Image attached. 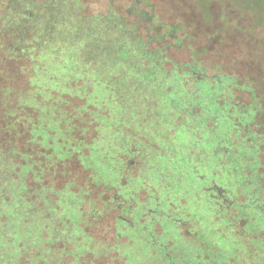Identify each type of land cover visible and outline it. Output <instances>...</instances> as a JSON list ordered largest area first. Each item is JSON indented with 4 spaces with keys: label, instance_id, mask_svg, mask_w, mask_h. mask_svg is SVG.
Here are the masks:
<instances>
[{
    "label": "rangeland",
    "instance_id": "rangeland-1",
    "mask_svg": "<svg viewBox=\"0 0 264 264\" xmlns=\"http://www.w3.org/2000/svg\"><path fill=\"white\" fill-rule=\"evenodd\" d=\"M262 16L264 0H0V111L12 100L58 128L42 107L53 93L112 99L94 107L98 138L80 159L134 207L114 234L112 213L40 186L27 156L0 149V264H264L245 228L264 230ZM229 195L244 220L226 218ZM186 216L190 240L173 227Z\"/></svg>",
    "mask_w": 264,
    "mask_h": 264
},
{
    "label": "trees",
    "instance_id": "trees-1",
    "mask_svg": "<svg viewBox=\"0 0 264 264\" xmlns=\"http://www.w3.org/2000/svg\"><path fill=\"white\" fill-rule=\"evenodd\" d=\"M205 13L207 12L205 11ZM143 18L147 20L148 16H143ZM260 25L264 26V16L261 17ZM146 27L150 29L151 24L148 23ZM166 36L169 37V34H163V37ZM169 47L166 45L164 51L168 52ZM174 65L192 72L200 68L199 76H203L202 78H205L207 74L202 69L200 62L175 63ZM7 78L12 80V77L8 75ZM98 79L99 77H97ZM98 81V84L102 83L100 90L103 92V81ZM27 83L28 81L24 85L29 87V83ZM83 92H90V89L86 88ZM111 101L112 99L109 102ZM109 102H106L105 99L102 101L103 105L98 107L88 105L82 96L70 93H53L42 107L50 108L52 115L63 117V121H59L63 122V125L60 123L56 128L54 125L50 126L49 121L41 117L39 111L32 107H20L17 103L15 109L10 110L8 105L13 103L11 100L6 106H1L3 109L0 111V149L11 148L18 155L27 156L34 169L32 178H38L40 186L53 189L56 193L69 188L72 193L81 198L84 211L95 207L99 213L107 211L110 214L113 212L112 219L115 230L114 220L119 213L124 212V209L114 201L113 189L94 182L91 171L82 165L80 159L87 155L88 148L98 138L99 124L95 120L96 109L94 107H97L98 111L102 107L109 108ZM106 116L114 119V115L110 113ZM130 206L128 209H131ZM244 213L242 208L240 211L236 209V216L234 215L233 219L244 220ZM245 228H248L247 232L255 235V238H251L249 243L256 252L261 253L264 247V230L254 228L251 222L246 223ZM90 234L92 239H95L94 232H90ZM213 255L214 257L222 255L218 260H216L217 258L213 259L216 262H222L225 257L218 250L214 251ZM224 264L233 263L224 261Z\"/></svg>",
    "mask_w": 264,
    "mask_h": 264
},
{
    "label": "flooded vegetation",
    "instance_id": "flooded-vegetation-1",
    "mask_svg": "<svg viewBox=\"0 0 264 264\" xmlns=\"http://www.w3.org/2000/svg\"><path fill=\"white\" fill-rule=\"evenodd\" d=\"M198 1H200V0H198ZM207 4V3H206ZM206 6V5H205ZM204 6V7H205ZM237 9H239V7L237 8ZM239 11H242V12H250L249 10H239ZM251 13V12H250ZM252 14V13H251ZM253 15V14H252ZM207 77H209L208 75H206ZM205 76V77H206ZM210 79V78H209ZM127 155V154H126ZM120 156H121V154H120ZM164 175V174H163ZM163 175L162 176H158V178H159V180H163ZM169 181V180H168ZM113 189V188H112ZM204 190H205V192H208V188L207 187H204ZM113 191H114V193H116L115 192V190L113 189ZM112 191V192H113ZM222 191L223 190H221V191H218L220 194H221V196H223L222 195ZM215 194H217V193H213L212 194V196L213 195H215ZM230 196V195H229ZM236 197V195H233V197H231L230 196V199H232V200H230V201H226V202H228L226 205H225V203H224V201H225V199L223 198V197H221V198H219V197H217V201L218 200H221V204H219V205H221V207L222 208H225L224 209V212H227V214L225 215L226 216V218L227 217H229V215H230V213H231V211H235L234 212V215L236 216V209L238 210V211H240V208H242V207H240V204H239V202L237 201V200H233V198H235ZM114 201L116 202V204L117 205H119V206H121L123 209H124V212L123 213H119L117 216H116V219L120 216V215H126V217L125 218H129V216H130V214H131V212L133 211V209H134V207H133V205L132 204H130V202H128V201H124V200H118V198L116 197V195H115V197H114ZM132 207H131V206ZM129 206H130V208L131 209H128L129 208ZM157 211V210H156ZM184 212V211H183ZM149 213H152V212H149ZM185 213V212H184ZM112 214H113V212H112ZM153 215H155V213L153 214ZM151 216L152 218H151V225H153V221H157V218H156V220H155V218H154V216ZM155 216H157V214L155 215ZM147 217V216H146ZM116 219L114 220V223H115V221H116ZM187 216H186V219H185V222H178V223H176V225L175 226H173L175 229H176V234L177 235H179V237H181V238H184V235L186 236V239H188V240H190V239H192L193 238V232L192 231H188L189 230V228H190V222H189V224H188V221H187ZM155 226V225H154ZM147 229H148V225H147ZM114 231V234H115V230H113ZM156 232V231H155ZM154 231L153 232H151L152 234H153V236L152 237H150L149 238V245H150V247L151 248H153L154 250L156 249V250H158V252H161V250H162V247H161V245L163 244V242H161V239L160 240H158L157 239V235H156V233H155ZM162 235V232L160 233V236ZM114 237H115V235H114ZM165 239V238H164ZM199 247H200V249H203L202 250V252H203V255L204 256H208L209 255V253H210V251L213 253L214 251H217V250H213V248L209 245V244H207V243H199ZM153 253H155V251L153 252ZM170 260H172V258H170ZM191 264H197L196 262L194 263H192V262H190Z\"/></svg>",
    "mask_w": 264,
    "mask_h": 264
}]
</instances>
